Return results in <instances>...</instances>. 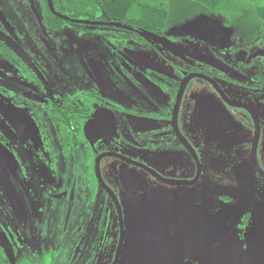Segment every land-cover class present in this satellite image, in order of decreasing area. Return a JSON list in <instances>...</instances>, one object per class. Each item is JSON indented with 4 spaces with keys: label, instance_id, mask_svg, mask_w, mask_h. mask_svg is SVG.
I'll list each match as a JSON object with an SVG mask.
<instances>
[{
    "label": "flooded vegetation",
    "instance_id": "1",
    "mask_svg": "<svg viewBox=\"0 0 264 264\" xmlns=\"http://www.w3.org/2000/svg\"><path fill=\"white\" fill-rule=\"evenodd\" d=\"M48 1L0 0V264H264V35ZM198 15L210 45L172 33Z\"/></svg>",
    "mask_w": 264,
    "mask_h": 264
},
{
    "label": "trees",
    "instance_id": "2",
    "mask_svg": "<svg viewBox=\"0 0 264 264\" xmlns=\"http://www.w3.org/2000/svg\"><path fill=\"white\" fill-rule=\"evenodd\" d=\"M57 3V0H53ZM158 0H60V14L50 17L47 21L51 26H64V23L82 25L93 21L117 22L129 27L151 29L163 27L169 13L168 7ZM52 3V0L48 1ZM190 6L214 16H222L223 0H188ZM54 11L58 12L57 5ZM250 21L264 35V5L253 7ZM231 20V19H230ZM229 22L226 26H229Z\"/></svg>",
    "mask_w": 264,
    "mask_h": 264
},
{
    "label": "rangeland",
    "instance_id": "3",
    "mask_svg": "<svg viewBox=\"0 0 264 264\" xmlns=\"http://www.w3.org/2000/svg\"><path fill=\"white\" fill-rule=\"evenodd\" d=\"M157 2L161 5L164 2L171 12L173 17L172 19L179 18V20H183L184 18H188L190 15L202 12V10H198V7L193 8V6H190L188 0H158ZM258 5H264V0H223L221 17L223 18L225 26L226 23L230 21L229 26L225 27L227 30L220 25L217 19L213 17H205L204 15H198L187 21H176L178 22L176 25L177 28H174L172 33L176 37L191 35L199 39L201 42L209 45L215 42L218 27H222V33L227 32L229 34L236 32L240 38L242 36H246L248 38L253 34L260 32V29L249 19L250 17H253V7ZM90 27V29H99L101 25L99 23H95L91 24ZM109 27H114L113 29L127 30V27H124L119 23H113L108 27L102 28ZM226 36L228 37V35ZM243 40H245V38ZM64 56L67 59L72 57L70 54H64ZM33 184L35 185L36 182L33 181Z\"/></svg>",
    "mask_w": 264,
    "mask_h": 264
},
{
    "label": "water",
    "instance_id": "4",
    "mask_svg": "<svg viewBox=\"0 0 264 264\" xmlns=\"http://www.w3.org/2000/svg\"><path fill=\"white\" fill-rule=\"evenodd\" d=\"M4 171H9L15 176V172L12 170V165L10 164V156L4 149L0 147V187L7 196L12 207L15 209L18 217H21L23 209L20 200L8 180L4 177L2 173Z\"/></svg>",
    "mask_w": 264,
    "mask_h": 264
}]
</instances>
